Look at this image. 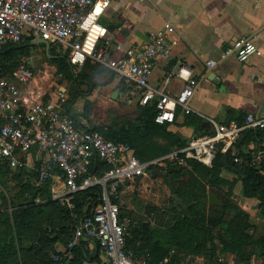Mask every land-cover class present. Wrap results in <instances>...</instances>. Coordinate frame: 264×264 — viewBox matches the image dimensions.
I'll list each match as a JSON object with an SVG mask.
<instances>
[{
  "label": "built area",
  "instance_id": "1",
  "mask_svg": "<svg viewBox=\"0 0 264 264\" xmlns=\"http://www.w3.org/2000/svg\"><path fill=\"white\" fill-rule=\"evenodd\" d=\"M109 4V0H0V52L30 34L33 40L61 46L76 71L87 62L111 70L125 83L126 99L135 97L142 106L154 103L155 123L174 122L179 109L190 114L195 81H187L183 68L179 75L186 78V84L174 96L149 84L155 60L169 54L167 35L173 31L171 24L166 23L149 34L145 43L120 56L112 34L100 21ZM256 51L251 40L239 38L221 51L219 60L234 56L239 62H246ZM216 63L210 59L206 65L212 68ZM12 76L4 75L0 63V160L13 170H36L38 180L34 185L50 180L52 199L69 207L77 192L101 188L100 203L76 226L64 251L52 255L54 260L60 255L64 260L71 259L72 247L89 240L99 247L105 264H147L146 259L125 248L129 219L120 211L119 187L147 176L166 159L180 164L194 159L211 167L216 154L233 149L244 131L264 132V116L248 114L241 122L208 119L209 133L189 138L184 147L166 156L141 162L128 144L106 139L89 124L80 125L63 109L62 95L55 101L31 100L24 90L32 77L26 66H17ZM31 151L47 156L46 160L36 167L25 156ZM263 154L259 151L257 159ZM100 165L105 168L99 172ZM80 264L90 262L83 260Z\"/></svg>",
  "mask_w": 264,
  "mask_h": 264
},
{
  "label": "crops",
  "instance_id": "2",
  "mask_svg": "<svg viewBox=\"0 0 264 264\" xmlns=\"http://www.w3.org/2000/svg\"><path fill=\"white\" fill-rule=\"evenodd\" d=\"M109 3L100 21L112 34L113 44L118 47V55L120 56L124 52L127 53L132 47L145 43L149 34L157 32L166 23L173 27V31L167 35L169 54L155 60L149 84L164 94L174 96L186 84V78L179 75V70L183 68L187 73V81L189 79L194 80L195 87L193 96L189 100L191 112L187 114V125L184 124L186 114L180 110L176 114L174 122L164 123L169 131L189 140L191 137L199 136L211 130L208 119L222 122L242 117L244 119L248 114L256 117L264 116V0H109ZM25 38L32 40L30 46L27 47V52L19 59L20 64L32 71L31 79L24 86L27 94V88L34 79L35 71L30 54L31 46H42L44 54L46 47L42 43H35L38 40H33L30 34L25 36L23 40ZM239 38L251 40L256 45L257 51L246 62H239L234 56L219 60L221 51ZM16 45L18 44L9 45L5 48L9 49ZM55 46L57 45L49 44V49ZM3 50L4 48L1 51ZM57 50L56 53L65 55L61 46H58ZM49 57L54 58L55 56ZM210 59L217 60L212 68H208L206 65L207 60ZM99 68L111 74L106 87L113 89L110 97L114 101L119 99L124 102H133L135 105L138 104L135 97L125 98L127 87L111 70L90 62H87L80 69L88 70L86 72L88 74L90 70H99ZM14 70L6 76L13 78ZM73 85L75 87L82 85L90 87L87 81L85 83L73 82L71 86ZM71 89L60 88L47 99H42V96L37 98L28 94L27 96L31 100L47 102L55 101L59 95H62L65 99L63 109L73 115L80 125L89 124L93 126L76 112L77 108L75 112L71 111L72 104L76 103L77 100L68 97ZM93 90L94 87H90V93ZM73 93L74 96L78 94L77 92ZM252 146L250 144L251 148ZM25 156L32 160L36 167L41 160L47 158V156L36 151H31ZM23 170L37 172L30 168ZM145 177L148 176H142V178ZM51 183L50 181L49 191ZM134 183L126 182L123 184L119 192L118 203L121 195ZM137 186L135 185V187ZM245 199L250 204L253 201V205L256 207L254 215H257V221L263 224L264 229V218H260L258 212L259 202L254 198L245 197ZM119 206H121L120 203ZM240 209L251 218L244 207H240ZM124 217L129 219L130 226L132 223L131 216L126 215ZM93 247L92 243L88 244L89 253L92 252ZM54 249L61 253L65 247L56 244ZM98 254L99 261L94 260L90 264H105L103 253L99 250ZM257 256L256 248H254L253 254L250 255V264H253L252 261Z\"/></svg>",
  "mask_w": 264,
  "mask_h": 264
},
{
  "label": "rangeland",
  "instance_id": "3",
  "mask_svg": "<svg viewBox=\"0 0 264 264\" xmlns=\"http://www.w3.org/2000/svg\"><path fill=\"white\" fill-rule=\"evenodd\" d=\"M57 49L58 46H55L54 52H57ZM30 54L35 71L34 79L27 88L29 96L33 98L42 96V99H47L60 88H72L71 92H77L78 94L74 96L72 95L74 93L70 92L68 95L71 99H77L76 103L72 104L71 111L75 112L77 110L76 112L81 116L84 115L83 118L91 125L115 129L126 123L136 126L141 124L142 114L137 105L119 99L114 101L110 97L113 89L106 87V83L111 77L109 72L100 68L99 70H92V74L87 79L88 84H92L94 87V90L90 93L88 85L71 86L73 82L67 79L63 72L58 71L54 62L44 56L42 46L32 45ZM135 144L138 145L136 142ZM168 147L169 143L166 140L155 135H152L142 145V149L148 156H160V154L168 152ZM162 168L164 172L162 177L147 175L148 177L142 178L137 187H135V183L131 184L127 191L121 195L119 203L131 216V229L136 230V233H131L132 237L136 238L137 242L142 243V245L160 243L171 248L162 264H250L249 256L253 254L254 249L251 244L244 247L242 254L234 256L222 253L217 238L212 239L213 244L216 246L213 254H209L211 249L209 244H206L205 247L206 254L192 255L186 253L187 232L192 230L191 232L194 233L193 222L196 224L201 220L203 223L204 220L205 223L207 218L209 220L221 218L226 222H230L233 214L241 210L240 207H244L251 216L249 219V233L254 234V237L263 233V224L259 223L257 215H254L256 207H254L253 201L251 204L248 203L242 195L241 181L232 172L223 171L224 182L215 188L210 186L207 177L201 171L191 169L187 161L180 164L176 160L169 159L166 162L163 161ZM18 180L19 182H17ZM18 180L0 172V237H3L11 227L14 233V221L19 204L17 194L22 188L21 185L25 182V179ZM178 192L181 195H178ZM208 193L213 194L217 200L219 198L224 200L226 209L225 207L215 208L209 205ZM175 196L181 198V203L179 200H175ZM25 197V200L30 201L32 196L25 194ZM11 198H16V200L11 202ZM36 199L37 196L33 199L36 203L44 201L43 199L36 201ZM43 217L44 215H42L41 220L43 224H46ZM37 219V223L40 224L39 216ZM37 223H33V228L23 231L20 236L14 234L12 237V241L19 247L18 250L31 249L30 254L24 252L17 254L18 264H23L22 261L24 264L41 263L42 254L32 253L33 240L37 237ZM17 229L21 230L19 227ZM219 232L220 228H214L213 237ZM19 240L21 241L19 242ZM21 243L22 249L20 247ZM256 252L258 256L252 263L264 264L263 256L258 250ZM48 255L52 257V254ZM138 257L145 259L143 254ZM54 261L57 264H62L64 259L60 255Z\"/></svg>",
  "mask_w": 264,
  "mask_h": 264
},
{
  "label": "trees",
  "instance_id": "4",
  "mask_svg": "<svg viewBox=\"0 0 264 264\" xmlns=\"http://www.w3.org/2000/svg\"><path fill=\"white\" fill-rule=\"evenodd\" d=\"M31 41L30 38H25L20 44L9 49L4 48V50L0 52V63L4 75H9L8 73H11L12 70L20 64V56L27 52V47L30 46ZM44 56L48 58V60L54 62L58 71L63 72L65 77L72 82L85 83L89 78V74H92V70H90L88 74L84 69L75 71L72 66L68 64L66 55L56 54V52H54V47H50L48 54L45 52ZM49 56L55 57L50 58ZM90 87H93V85L90 84ZM136 105L142 114V122L140 125L136 126L126 123L115 129L102 128L93 125L94 129L98 130L106 139L128 144L134 150V154L141 162H147L161 157L162 155L169 154L186 145L187 139H184L179 134L169 131L166 124L161 125L155 123L154 117L156 115V110L154 103L144 106ZM179 111L180 109L177 110L176 114H178ZM185 116L184 124L187 125V114ZM83 117L84 115L82 118ZM230 120L241 122L243 117ZM209 132L210 131L204 134ZM152 135L162 138L169 143L168 152H164V154H160V156L146 155L142 149V145L146 143ZM242 136V141L236 143L234 148L229 152H218L211 167H207L194 159H187V164L191 169L201 171L203 175L207 177L210 186L215 188L224 182L222 175L223 171L232 172L242 183V195L246 198H254L259 202V217L264 218V154L260 159H257L258 152H264V145H262L264 144V132L259 129L246 130L242 133ZM135 142L138 143V145L135 144ZM250 144L253 145L252 148L250 147ZM235 159H237V161H235ZM164 161L166 162L167 159ZM103 168L105 167L102 165L98 166V171H102ZM157 168L163 172L162 166ZM0 172L17 180L25 179V182L21 185L22 188L20 192L17 194L19 204L14 221V233L10 225L11 228L9 231L3 237H0V264H18L16 256L19 252H24L25 254L31 253V249L18 250L19 247L14 241H12V237L14 234L20 236L23 231L32 229L33 223L38 222V216L41 223L36 224L37 237L33 240L34 246L32 253L42 254L40 264H57L48 254H56L54 249L56 244L66 247L76 226L82 219L90 216L93 208L100 203L101 188L95 186L85 191L77 192L70 201L72 207H69L66 204H62L60 201L51 198L49 191L50 180L41 182L39 185H34V182H37L38 180L37 172H26L23 169L12 170L1 160ZM17 182H19V180ZM122 187L123 185L119 187V192ZM25 194H30L32 196L30 197V201L25 200ZM177 194L181 195L180 192ZM213 194L217 196L214 192ZM36 196L39 200L43 199L44 201L37 203L34 202L33 199ZM13 200H16V198L10 199L11 202ZM218 201H220L218 205L214 204L211 206L215 208L225 207L226 209L224 200L219 198ZM120 211L122 216L129 215V213L121 206ZM42 215H44L43 218H45L46 221L44 223L46 224H43L41 220ZM249 219V215L240 210L233 214L230 222H226L221 218H212L210 220L207 218L205 223L204 220L203 223L201 220L196 224L193 222L194 233L191 232L192 230L187 232V247L185 246L187 250L186 253L192 255L206 254L205 247L206 244H209L211 247L209 254H213L216 246L213 244L212 239L217 238L221 245L222 253L232 254L234 256L237 254L240 255L242 254L244 247L251 244L260 252L264 259V232L257 237H254V234H250L248 231L250 227ZM131 224L132 223H130V226L127 229L125 248L131 250L136 256H142V254L145 255L147 264H162L171 248L161 245L160 243L149 245L140 244L137 242L138 240L131 235V233H136V230L131 229ZM16 226L17 228H21V230L17 229ZM216 227L220 228V232L213 237L212 232ZM20 241L21 240H19V242ZM89 243V240H81L79 244L73 246L70 250L72 258L64 260L62 264H80L83 260L89 262L94 260L99 261V247L94 244L92 252L89 253ZM20 247L21 249L23 248L22 243L20 244ZM96 252L97 254L95 255ZM22 263L24 264L23 261Z\"/></svg>",
  "mask_w": 264,
  "mask_h": 264
},
{
  "label": "water",
  "instance_id": "5",
  "mask_svg": "<svg viewBox=\"0 0 264 264\" xmlns=\"http://www.w3.org/2000/svg\"><path fill=\"white\" fill-rule=\"evenodd\" d=\"M35 43H42V44H44L45 47H46V52L48 54L49 44L46 41L39 39ZM212 76H213V74H212ZM242 139H243V136L239 139L238 143H240L242 141ZM148 175L149 176H163L164 173L161 170H159V169H153V170H151V172ZM141 178H142V176H139V177L136 178V180H135V185L136 186H137V184H138V182H139V180ZM175 200H179V202L181 203V200L177 196H175ZM208 202H209V204H212V205L213 204H218V200L211 193L208 195Z\"/></svg>",
  "mask_w": 264,
  "mask_h": 264
}]
</instances>
